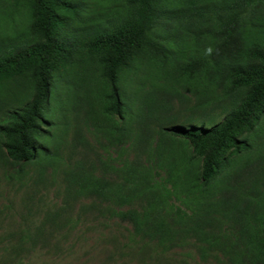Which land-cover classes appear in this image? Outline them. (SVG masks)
Instances as JSON below:
<instances>
[{"label": "rangeland", "instance_id": "obj_1", "mask_svg": "<svg viewBox=\"0 0 264 264\" xmlns=\"http://www.w3.org/2000/svg\"><path fill=\"white\" fill-rule=\"evenodd\" d=\"M29 1L0 0V55L42 40ZM74 1L84 10L59 30L58 38L73 47L54 73L41 122L39 143L48 153L32 161L13 160L0 132V264H264V248L255 235L262 237L257 217L264 215V115L237 134L248 140L246 150L204 193L191 188L192 174H187L198 171L201 161L189 141L171 130L210 119L222 122L241 95L231 83L232 66L258 61L251 54L263 43L257 14L245 12L230 39L211 13L180 26L162 19L157 29L170 38L160 40L167 50L139 53L114 85L85 42L93 28L110 26L126 1ZM200 58L215 66L197 67L185 81L184 64ZM115 87L121 111L113 106ZM35 92L30 74L1 83L0 127ZM132 166L147 174L148 192L160 194L163 184L168 187L163 215L172 213L171 202L193 212L185 224H174L176 244L166 251L136 235L117 215L146 204L143 186L121 205L68 191L74 173L108 179L128 191Z\"/></svg>", "mask_w": 264, "mask_h": 264}, {"label": "trees", "instance_id": "obj_2", "mask_svg": "<svg viewBox=\"0 0 264 264\" xmlns=\"http://www.w3.org/2000/svg\"><path fill=\"white\" fill-rule=\"evenodd\" d=\"M125 1L123 11L113 23L93 28L92 36L85 42L87 48L98 56V62L114 85L121 69L131 64L139 53L167 50L160 40L170 38L161 35L157 29L162 19L167 24L172 21L180 26L191 19L202 20L207 13H211L226 39L234 35L245 12L255 13L261 20L263 43L251 51L258 61H239L232 66L231 83L241 95L231 104L222 122L214 123L210 119L200 125H176L171 129L174 134L189 141L201 161L198 171L187 174H192V179H189L191 188L204 193L224 173L231 159L246 150L248 140L238 138L237 134L244 129H252L264 115V0H223L208 7L199 4V0L168 1L172 5H167L163 0ZM28 9L33 18V27L42 40L24 49L0 55V84L28 74L35 81L36 92L32 100L21 109L10 111L8 122L0 127L7 156L18 161H32L48 153L39 143L41 122L52 93L54 73L60 62L67 60L73 47L72 43L60 40L58 34L67 20L81 17L84 5L74 0H30ZM214 66L215 63L207 58L193 59L184 64L182 76L188 81L185 75L188 76L197 67L206 69ZM116 90L115 87L113 106L121 111L123 105ZM127 173L126 181L132 184L128 191L108 179L81 173H74L70 177L68 191L76 195L85 193L100 201L121 205L130 202L133 191L143 186L147 193L146 204L140 209L117 211V215L129 221L134 233L141 238L156 241L163 251L172 248L178 232L174 224H185L193 218V212L190 215L171 202L172 213L163 215L161 205L171 196L168 187L163 184V193L160 194L148 192L146 173H141L137 166L130 167ZM257 221L262 237H259V232L255 235L262 249L264 215L258 216ZM39 234L36 233V236Z\"/></svg>", "mask_w": 264, "mask_h": 264}]
</instances>
